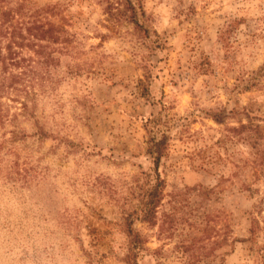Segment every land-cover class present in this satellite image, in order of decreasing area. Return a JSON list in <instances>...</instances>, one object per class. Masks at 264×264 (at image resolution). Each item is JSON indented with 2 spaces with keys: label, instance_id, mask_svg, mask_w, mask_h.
Returning a JSON list of instances; mask_svg holds the SVG:
<instances>
[{
  "label": "rangeland",
  "instance_id": "rangeland-1",
  "mask_svg": "<svg viewBox=\"0 0 264 264\" xmlns=\"http://www.w3.org/2000/svg\"><path fill=\"white\" fill-rule=\"evenodd\" d=\"M130 1L0 0V264H264V0Z\"/></svg>",
  "mask_w": 264,
  "mask_h": 264
},
{
  "label": "trees",
  "instance_id": "trees-1",
  "mask_svg": "<svg viewBox=\"0 0 264 264\" xmlns=\"http://www.w3.org/2000/svg\"><path fill=\"white\" fill-rule=\"evenodd\" d=\"M128 3L130 5V8L132 9V17L131 19H133V21H135L137 23L138 21V14H137V9L136 7L133 5V3L128 0ZM158 118H151L148 119L146 122V125H148L150 127V129L153 128V126H156L158 124ZM152 127V128H151ZM148 152L153 156L155 163H156V167H159V163L161 161V158L164 155L165 152V146L163 144L162 141H155V140H150V146L148 148ZM156 184L153 186V188L150 190L147 198H146V203H145V210H144V214L142 217L143 221H147V222H152L155 218H156V214H157V208L158 205L161 201V188H162V180L160 179V177H158L156 179ZM132 224L133 222L131 220H127V232L128 234L132 237V240L130 241V247L128 250V255L126 260L128 261V264H137V250L141 249V245L143 244V240L140 239V237L135 234L133 228H132Z\"/></svg>",
  "mask_w": 264,
  "mask_h": 264
}]
</instances>
